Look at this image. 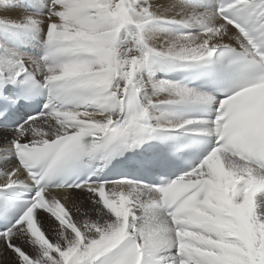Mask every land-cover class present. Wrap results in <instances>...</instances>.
Listing matches in <instances>:
<instances>
[{
    "label": "snow or ice",
    "instance_id": "snow-or-ice-1",
    "mask_svg": "<svg viewBox=\"0 0 264 264\" xmlns=\"http://www.w3.org/2000/svg\"><path fill=\"white\" fill-rule=\"evenodd\" d=\"M180 5L156 15L148 0H50L13 25L33 39L47 30L42 55L0 54V117L37 90L47 100L0 142V264H264V0ZM178 69L232 86L217 96L154 79ZM146 84L157 99L143 104ZM172 135L211 147L158 185L94 172L56 182L85 158ZM23 192L33 195L18 210Z\"/></svg>",
    "mask_w": 264,
    "mask_h": 264
},
{
    "label": "bare ground",
    "instance_id": "bare-ground-1",
    "mask_svg": "<svg viewBox=\"0 0 264 264\" xmlns=\"http://www.w3.org/2000/svg\"><path fill=\"white\" fill-rule=\"evenodd\" d=\"M148 2L151 4L152 10L156 15H172L175 11H178L181 6L180 0H148ZM49 3L50 0H0V21H3V23H0V54H3L6 50H15L18 53L26 54V51L31 50V55L33 56L42 55V41L47 30L46 25L41 26L43 31L40 33L38 39H33L32 34L28 30L21 27H13V25H21L24 22V18L28 15L47 14ZM206 3H209L214 7L213 0H206ZM167 27L171 31H185L182 26L178 25H167ZM18 41L20 42L19 44L17 43ZM158 42L159 40H157V43ZM167 73L168 72H157L154 79L167 80L164 78V75ZM139 75L147 81L146 71L141 72ZM160 98H163V96L161 95ZM149 99L155 101L157 97L154 95V90L151 87V84H146L142 91L141 103L147 104ZM162 110L166 111L170 117L177 116L185 118V116L182 117L180 113L173 110L172 107ZM159 114V111L154 113L156 116ZM16 127L17 126L9 130L0 129V142L11 140ZM77 199L78 201H84L82 207H84L85 210L90 207L85 196L80 195Z\"/></svg>",
    "mask_w": 264,
    "mask_h": 264
},
{
    "label": "rangeland",
    "instance_id": "rangeland-1",
    "mask_svg": "<svg viewBox=\"0 0 264 264\" xmlns=\"http://www.w3.org/2000/svg\"><path fill=\"white\" fill-rule=\"evenodd\" d=\"M13 34H16V33H13ZM17 43L19 44L20 42L18 41ZM24 52H25V51H24ZM25 53H26V54H29V55L32 54L31 50H28V51H26Z\"/></svg>",
    "mask_w": 264,
    "mask_h": 264
}]
</instances>
